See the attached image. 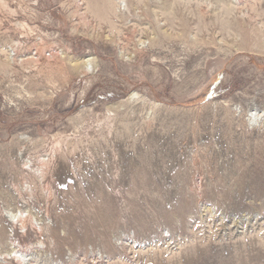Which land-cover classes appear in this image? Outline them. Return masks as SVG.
<instances>
[{
    "label": "rangeland",
    "instance_id": "374dc122",
    "mask_svg": "<svg viewBox=\"0 0 264 264\" xmlns=\"http://www.w3.org/2000/svg\"><path fill=\"white\" fill-rule=\"evenodd\" d=\"M0 264H264V0H0Z\"/></svg>",
    "mask_w": 264,
    "mask_h": 264
},
{
    "label": "bare ground",
    "instance_id": "6f19581e",
    "mask_svg": "<svg viewBox=\"0 0 264 264\" xmlns=\"http://www.w3.org/2000/svg\"><path fill=\"white\" fill-rule=\"evenodd\" d=\"M131 97H132V96H131ZM131 97H130V98H131ZM154 103H155V105H159V103H157V102H154ZM5 201H6V200H5ZM7 202H8V201H7Z\"/></svg>",
    "mask_w": 264,
    "mask_h": 264
}]
</instances>
